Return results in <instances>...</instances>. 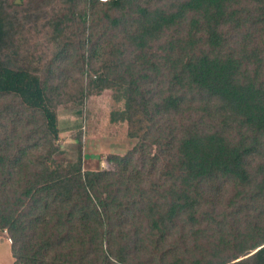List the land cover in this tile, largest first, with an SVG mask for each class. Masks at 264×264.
<instances>
[{"label":"rangeland","instance_id":"rangeland-1","mask_svg":"<svg viewBox=\"0 0 264 264\" xmlns=\"http://www.w3.org/2000/svg\"><path fill=\"white\" fill-rule=\"evenodd\" d=\"M186 1L122 0L110 9L93 0H0L13 20L7 33H0V65L35 76L44 88V107L56 116L58 134L44 142L45 159L61 172L80 159L82 172L108 173L117 187L122 184L123 197L110 225L117 243L121 233L149 229L143 211L147 208L145 196L160 198L158 193L174 184L171 132H219L232 141L246 133L218 103L197 92L179 94L183 102L178 114H160L154 107L167 95L174 96L170 90L172 69L162 47L178 37L182 53L190 49L187 41L198 52L204 48L203 38L200 32L191 34L193 14L188 13L164 30L149 49L138 50L130 38L138 16L135 10L170 13ZM262 3L264 0H232V9L238 12L235 19L241 23L222 28L225 44L221 53L241 58L242 72L264 85V15L257 8ZM111 19L119 24L113 25ZM190 35L194 40L189 42ZM0 110H8L0 119L1 133L19 135L34 150L36 139L43 137L40 111L13 96L0 97ZM261 144L248 158L251 172L264 164V139ZM234 193L227 182H207L195 212L196 224L183 215L165 242L150 244L158 237L151 239L147 251L134 255L135 261L152 264L153 259H171L175 246L176 253L187 256L195 239L217 238L222 228L233 234L238 229L234 220L243 219L241 213L235 215L237 209L228 208ZM197 229L204 235L195 234ZM9 239L6 230L0 231V264H14Z\"/></svg>","mask_w":264,"mask_h":264},{"label":"trees","instance_id":"trees-1","mask_svg":"<svg viewBox=\"0 0 264 264\" xmlns=\"http://www.w3.org/2000/svg\"><path fill=\"white\" fill-rule=\"evenodd\" d=\"M121 1L93 0L110 9ZM257 8L264 15V4ZM135 12L138 16L130 38L138 50L149 49L164 30L188 13L193 14L191 34L200 32L203 38L204 48L198 52L193 50L194 43L187 41L190 49L182 53L178 37L172 39L178 45L171 41L162 47L172 69L170 90L174 96L167 95L154 104L156 110L178 114L183 102L179 94L197 92L218 103L246 133L232 141L219 132H171L174 184L158 193L160 198L145 196L147 208L143 211L149 229L121 233L117 243L110 225L123 197L122 184L117 187L108 173L82 172L80 159L65 172L51 166L42 149L58 131L56 116L44 107V88L26 71L0 65V97L13 96L22 105L40 111L44 123L43 137L35 138L34 150L24 145L19 135L9 137L0 131V231L6 230L10 236L14 264H141L134 255L147 251L155 237L158 239L150 244L165 242L183 215L196 224L195 212L200 209L202 187L207 182H227L234 189L228 208L243 216L234 220L238 229L232 234L222 228L217 238L195 239L193 250L186 247L187 256L176 253L175 246L173 258L153 259L152 264H264V164L251 172L248 162L264 139V85L242 72L241 58L221 53L225 44L222 28L241 23L235 19L238 12L232 9V0H187L175 12L145 8ZM12 21L0 5V33L8 31ZM111 22L117 25L118 21ZM189 38V42L194 40L193 35ZM5 114L8 110H0V119ZM195 234L202 236L204 231L197 229Z\"/></svg>","mask_w":264,"mask_h":264},{"label":"built area","instance_id":"built-area-1","mask_svg":"<svg viewBox=\"0 0 264 264\" xmlns=\"http://www.w3.org/2000/svg\"><path fill=\"white\" fill-rule=\"evenodd\" d=\"M99 1H101V2H106L107 0H99ZM9 241H11V240L9 239Z\"/></svg>","mask_w":264,"mask_h":264}]
</instances>
